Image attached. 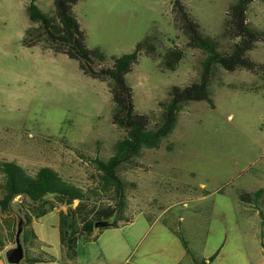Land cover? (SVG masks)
Returning <instances> with one entry per match:
<instances>
[{
	"label": "rangeland",
	"instance_id": "1",
	"mask_svg": "<svg viewBox=\"0 0 264 264\" xmlns=\"http://www.w3.org/2000/svg\"><path fill=\"white\" fill-rule=\"evenodd\" d=\"M28 1L0 0V162L16 161L32 172L50 167L84 186L97 174L91 159L109 158L125 135L112 122V83L85 75L78 61L47 42L25 46ZM174 1L82 0L73 8L89 49L119 57L145 40L155 46L151 54L143 52L128 76L142 113L159 114L168 90L196 80L205 58L178 29ZM232 1L181 0L204 34L222 48L232 44L220 37ZM39 6L47 13L54 9L53 0H39ZM248 19L264 29V0H254ZM170 49L184 54L175 70L166 65ZM248 55L264 64V40ZM258 71L217 69L214 108L190 103L160 147L143 150L122 168L135 184L128 192V215L160 216L199 253L207 245L208 257L226 242L232 264H264L262 219L240 201L242 192L264 189V70ZM21 200H15L13 210ZM66 210L59 205L54 213L59 217ZM12 216L0 214L6 231ZM57 216L43 219L51 240Z\"/></svg>",
	"mask_w": 264,
	"mask_h": 264
},
{
	"label": "trees",
	"instance_id": "2",
	"mask_svg": "<svg viewBox=\"0 0 264 264\" xmlns=\"http://www.w3.org/2000/svg\"><path fill=\"white\" fill-rule=\"evenodd\" d=\"M80 1L53 0V12L47 13L39 6V0H29L27 12L30 26L22 42L27 47L47 42L56 46L57 53L78 61L85 75L110 80L112 122L125 135L114 144L109 158L97 156L91 159L97 174L84 186L64 178L50 167H41L32 172L16 161L0 162V214H14L6 220L7 231L0 225V252L7 245L16 243L18 225L23 219L25 257L20 264L55 261L56 258L45 250L47 246L39 240L33 222L53 213L59 205L67 207L66 211L59 212V231L68 261L76 258L79 241L96 240L104 230L119 228L134 221L136 215H128L127 212L128 192L135 184L123 176L122 168L138 159L143 150L160 147L173 133L179 116L190 103L205 102L214 108L212 88L217 69L229 72L245 69L253 75L260 74L258 70H264V64L256 63L248 55L258 42L264 40V29L252 26L248 19L254 0H233L229 5L220 36L232 43L228 48H222L220 41L205 35L181 0H175L173 11L178 13V29L190 48L205 53L199 77L188 85L172 86L168 90V99L158 104L161 110L159 114L139 112L128 76L139 63L143 52L151 54L155 46L145 40L132 53L119 57H108L100 48L89 49L87 34L73 10ZM33 24L39 26L35 28ZM183 57L181 50L170 49L165 55L167 67L175 70ZM17 198L22 200L18 208L13 210ZM240 201L245 207L256 209L264 226V189L253 193L242 192ZM100 221H108L111 225L96 228V223ZM263 232L262 228L261 246L264 249ZM177 235L192 264H210L219 255L220 250L204 258L191 247L184 235L178 231Z\"/></svg>",
	"mask_w": 264,
	"mask_h": 264
},
{
	"label": "crops",
	"instance_id": "3",
	"mask_svg": "<svg viewBox=\"0 0 264 264\" xmlns=\"http://www.w3.org/2000/svg\"><path fill=\"white\" fill-rule=\"evenodd\" d=\"M51 214L57 216L54 212L47 216ZM147 215L152 214L140 212L131 223L119 228L106 229L96 240L79 241L76 258L72 261L65 258L61 245L59 217L57 216V224L53 225V240L49 239L47 228L43 224V219L47 216L35 220L33 228L39 240L47 246L45 250L56 258L52 262L36 264H192L174 224L163 221L160 216ZM188 242L191 245V242ZM206 247L207 245L200 253L192 248L200 256L208 258ZM10 248L11 244L0 252V264H10L5 256V252ZM213 249L214 246L210 248ZM218 250L219 255L210 264H232L233 256L226 247V242H223L213 254ZM262 251L261 247V254Z\"/></svg>",
	"mask_w": 264,
	"mask_h": 264
},
{
	"label": "water",
	"instance_id": "4",
	"mask_svg": "<svg viewBox=\"0 0 264 264\" xmlns=\"http://www.w3.org/2000/svg\"><path fill=\"white\" fill-rule=\"evenodd\" d=\"M110 225L111 224L108 221H100L96 223V228L109 227ZM23 226L24 220L21 219L18 225L15 246L5 252L6 259L10 264H20L25 257V251L22 242Z\"/></svg>",
	"mask_w": 264,
	"mask_h": 264
}]
</instances>
